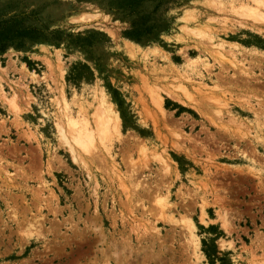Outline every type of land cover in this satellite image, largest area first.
Returning a JSON list of instances; mask_svg holds the SVG:
<instances>
[{"label": "rangeland", "instance_id": "374dc122", "mask_svg": "<svg viewBox=\"0 0 264 264\" xmlns=\"http://www.w3.org/2000/svg\"><path fill=\"white\" fill-rule=\"evenodd\" d=\"M10 18L57 39L0 52V264H264V0Z\"/></svg>", "mask_w": 264, "mask_h": 264}, {"label": "trees", "instance_id": "16d2710c", "mask_svg": "<svg viewBox=\"0 0 264 264\" xmlns=\"http://www.w3.org/2000/svg\"><path fill=\"white\" fill-rule=\"evenodd\" d=\"M131 5H134L131 3ZM126 35L137 41H143L150 38L148 28L127 32ZM146 37V38H144ZM144 38V39H143ZM54 40V36H48L41 28L33 25H25L18 18L4 19L0 22V52L4 51L8 46L15 45L16 47H23L24 40Z\"/></svg>", "mask_w": 264, "mask_h": 264}, {"label": "bare ground", "instance_id": "6f19581e", "mask_svg": "<svg viewBox=\"0 0 264 264\" xmlns=\"http://www.w3.org/2000/svg\"><path fill=\"white\" fill-rule=\"evenodd\" d=\"M261 13H262V12H261ZM247 14H248V13H247ZM251 14H252V13H251ZM251 14H250V15H251ZM254 14H255V13H254ZM256 14H260V13L256 12ZM256 14H255V15H256ZM256 16H258V15H256ZM252 17H253V16H252ZM258 18H261V16L258 17ZM256 53H257V52H256ZM160 101H161V100H160ZM179 101H180V100H179ZM259 118H260V117H259ZM259 118H258V119H259ZM68 119H69V117H68ZM68 119H67V120H68ZM72 123H73V122H72ZM74 125H75V124H74ZM70 126H71V125H69V127H70ZM80 126H81V125H80ZM83 126H84V125H83ZM83 126H82V127H83ZM87 126H88V125H87ZM105 126H106V125H105ZM105 126H104V127H105ZM71 127H72V126H71ZM76 127H77V126H76ZM76 127L73 126L72 128L75 129ZM88 128H89V127H88ZM107 128H109V127H107ZM68 129L70 130L71 128H68ZM78 129H80V127H79ZM78 129H77V130H78ZM82 129H83V128H81V130H82ZM86 129H87V128H86ZM91 129H92V128L89 129L90 132H91V136H90V137L93 138L94 136H93V132L91 131ZM101 129H102V128H101ZM104 129H105V128H104ZM58 130H59V133H60V127H59ZM65 130H66V129H65ZM65 130H64V132L62 131V133H63V141H64V138H65V139H66V143H68V145H70V147H71L73 144H78V146L80 145V147H81L83 144L85 145V143H86V144L88 143V142H87L88 140L85 141V140L87 139L86 137H89V136H86V134L88 133V131H87L88 129L85 130V131L78 130L79 132H78L77 136L75 135L76 133H75L74 135H72L73 132H71L72 134H69L70 131H69V133H68V130H67V131H65ZM77 130H74V132H75V131L77 132ZM83 130H84V129H83ZM80 131H81V132H84V133H86V131H87V133L84 134V133H81ZM95 131H96V130H95ZM95 131H94V134H95ZM107 132H108V129L106 130V133H107ZM96 133H97V132H96ZM87 135H88V134H87ZM89 135H90V133H89ZM88 139H90V138H88ZM94 139H95V138H94ZM61 140H62V139H61ZM63 141H62V142H63ZM90 142L93 143V142L91 141V139H90ZM94 142H95V141H94ZM63 143H64V142H63ZM64 144H65V143H64ZM81 144H82V145H81ZM89 145H90V147H91L92 144L89 143ZM73 146H74V145H73ZM73 146H72V147H73ZM78 146H77V147H78ZM85 146H86V145H85ZM68 148H69V147H68ZM86 148H87V147H86ZM72 149H73V148H72ZM76 149H78V148H76ZM80 149H81V148H80ZM83 149H84V147H83ZM84 150H85V149H84ZM90 151H91V150H90ZM74 152H75V151H74ZM71 153H73V151H72ZM75 155H76V156H75ZM75 155H74L73 157L76 158V161H78V160H79V159L77 160V156H78V155H77L76 153H75ZM80 156H81V155H80ZM73 157H72V158H73ZM82 164H83V163H82ZM86 164H87V163H86ZM167 166H168V165H167ZM167 166H166V167H167ZM8 174H9V173H8ZM11 176H12V175H11ZM9 177H10V176H9ZM0 178H1V177H0ZM11 185H12V184H11ZM166 248H167V247H166ZM118 258H119V257H118Z\"/></svg>", "mask_w": 264, "mask_h": 264}]
</instances>
